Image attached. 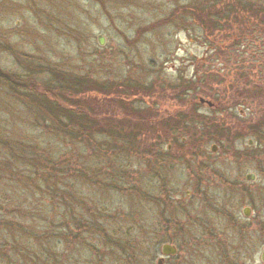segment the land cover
<instances>
[{
    "label": "trees",
    "instance_id": "1",
    "mask_svg": "<svg viewBox=\"0 0 264 264\" xmlns=\"http://www.w3.org/2000/svg\"><path fill=\"white\" fill-rule=\"evenodd\" d=\"M188 3L170 21L173 27L201 32L207 53L234 56L233 72L243 82L255 75L254 68L264 70V0ZM73 26L70 37L81 57V22ZM90 40L74 67L70 59L52 64L0 38L12 68H0V264H134L138 251L141 258L149 256L155 247L150 240L168 238L153 222L188 214L184 202H168L173 186L166 177L173 165L158 153L165 144H180L197 120L181 114L178 120L157 119L152 108L133 100L150 96L151 84L115 72L103 76L105 64ZM245 40L255 41L256 49L239 51ZM241 54L257 65L247 69ZM203 67L194 79H177L193 99L199 87L216 81L212 64ZM14 106L31 117L23 130H14L8 116ZM194 160L182 157L188 167ZM115 196L130 198L135 210L150 215L149 222H133L132 215L114 210L109 200Z\"/></svg>",
    "mask_w": 264,
    "mask_h": 264
},
{
    "label": "rangeland",
    "instance_id": "2",
    "mask_svg": "<svg viewBox=\"0 0 264 264\" xmlns=\"http://www.w3.org/2000/svg\"><path fill=\"white\" fill-rule=\"evenodd\" d=\"M188 1L0 0V38L5 37L12 47L19 46L23 53H31L35 58H47L52 64L70 59L75 67L77 60L84 59V54H87L84 52L88 48L89 39L91 38L90 43L93 46H98L97 37L102 36L104 45L98 46L96 52L97 57H102L105 64L102 66L103 76L113 77L115 73H120V76L130 75L136 80L150 83V96L136 97L133 100H141L142 105L152 108L157 119L171 116L178 120L181 114L187 120H197L196 129L191 126L189 134L182 137L185 147L191 145L189 141L193 138L196 140L194 144L198 143L200 132L195 130H248L249 126L253 129L256 125L259 127L258 125L264 124V100L245 92L247 81L236 78L232 69L236 67L233 64L235 57L207 53L209 47L202 43L204 38L201 32L196 30L189 33L182 26L173 27L170 24L171 20L179 18L180 12L189 4ZM77 21L81 22L77 47L82 50L79 52L81 57L77 56V44L70 37L73 23ZM248 40L243 42L244 46L239 51L249 52L256 49V42L251 45ZM6 54L0 51V68L12 70ZM241 58L247 59L244 66L249 70L257 65L251 63L249 59L253 58L250 56L241 54ZM207 61L212 64V70L217 75L216 81H212L207 87H199L193 99L188 95L189 91L184 89L185 85L179 84L177 79H194L196 72L198 75L202 73L203 64ZM254 69L255 75H249L247 80L263 77L264 70L257 73L259 69ZM199 99L217 105L209 108L206 103L200 104ZM90 104L93 105L94 102ZM111 107L114 108L115 105ZM8 116H12L14 120V130H23L25 123L22 122L31 120L22 106L9 108ZM24 129L31 128L27 125ZM211 144L217 143L207 141L203 144L207 153ZM226 157L219 148L218 153L209 156V159L218 161L221 167L223 164L230 165L227 173L231 174L236 168H233L229 160L224 159ZM173 160L170 162L175 169L171 174L172 186L177 188L186 185V190L192 191L193 182L189 180L194 164H190L188 168L181 159ZM210 187L212 190V185ZM209 194L212 198L215 195L213 191ZM129 199L124 201L123 198L115 196L109 202L114 210L118 208L132 215L133 222L143 217L148 223L150 215L145 212L140 214Z\"/></svg>",
    "mask_w": 264,
    "mask_h": 264
},
{
    "label": "flooded vegetation",
    "instance_id": "3",
    "mask_svg": "<svg viewBox=\"0 0 264 264\" xmlns=\"http://www.w3.org/2000/svg\"><path fill=\"white\" fill-rule=\"evenodd\" d=\"M259 58L264 60V54ZM246 83L245 92L264 100V74ZM200 100L209 108L217 105ZM258 126L248 130H195L200 132L196 144L185 147L182 139L180 144L161 146L163 151L158 155H167L168 165L173 159L195 156L189 181L196 193L186 190V185H173L169 204L184 202L189 206L188 214L179 221L153 222L150 226L164 228L168 238L150 240L155 247L144 258L138 251L134 264H264V124ZM207 141L217 143L210 145L208 153L203 147ZM219 148L236 168L231 174L227 173L230 165L221 167L209 159ZM166 179L172 182L171 176ZM210 190L215 193L213 198ZM164 246L167 253H163Z\"/></svg>",
    "mask_w": 264,
    "mask_h": 264
},
{
    "label": "water",
    "instance_id": "4",
    "mask_svg": "<svg viewBox=\"0 0 264 264\" xmlns=\"http://www.w3.org/2000/svg\"><path fill=\"white\" fill-rule=\"evenodd\" d=\"M97 44H98V46H100V47H102L103 45H104V39H103V37L102 36H98L97 37ZM200 102H203V100L201 99L200 100ZM167 246H164V248H163V253H167L166 251H167Z\"/></svg>",
    "mask_w": 264,
    "mask_h": 264
}]
</instances>
